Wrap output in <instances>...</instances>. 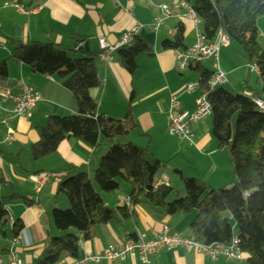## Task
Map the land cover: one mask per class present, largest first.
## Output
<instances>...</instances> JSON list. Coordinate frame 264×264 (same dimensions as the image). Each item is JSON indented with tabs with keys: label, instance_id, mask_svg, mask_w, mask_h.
I'll return each mask as SVG.
<instances>
[{
	"label": "crops",
	"instance_id": "obj_1",
	"mask_svg": "<svg viewBox=\"0 0 264 264\" xmlns=\"http://www.w3.org/2000/svg\"><path fill=\"white\" fill-rule=\"evenodd\" d=\"M11 1L23 13L13 8L4 9V5ZM116 2L113 3L111 0H0V64L7 63L8 70L5 89L17 92L19 86L23 84L41 100L31 119L10 120V116L0 115L9 121L13 140V143L6 147L3 143L5 133L0 129V200L5 205L8 221L12 224L19 221L23 226L15 246H11V241H0V256L5 260L4 264H6L4 254L9 249L21 261V264H38L48 239L61 236L53 228L50 217L53 211L67 210L68 207L58 195V184L60 178L64 176L63 172L69 167L85 168L91 178L100 159L103 158V148H108L102 146L99 148L103 149L102 151L99 149L94 151L81 141L67 140L59 145L52 157L38 163H33L29 157L24 156L29 148L38 142L36 128L43 127L51 116L75 115V109L71 95L62 89L57 78H42L31 74L30 70L23 65L9 62L11 43L23 46L31 43H49L56 49L72 53L75 59H83V54L88 53L97 56L95 65L100 86L90 91L89 97L97 106V115L110 122L122 121L130 105L137 129L129 137L124 138L123 146L131 144L147 149L160 163L172 164L174 172L181 176H184L183 171L179 170L183 167L177 165L175 159L182 158L184 166L187 164L191 171L193 167L197 168L193 162L196 160L195 162L205 165L208 170L206 180L205 175L198 181L212 190L225 188L235 182L229 158L217 150L209 136L206 124H199L192 128V144L188 147L187 141L175 140L167 136L166 116L171 98H178L182 110L192 113L200 94L198 91L190 96L184 95L185 86L197 82V78L194 75L188 76L189 71L175 75V52L163 51L161 46L164 42L172 40L176 27L180 25L184 31V47L187 50L192 48L196 39V29L193 24L184 19L185 12L177 10L176 19L165 21L162 29L151 32L146 28L152 25L153 19L159 17L160 13L150 8L146 0H116ZM161 2L164 5L174 3L170 4L169 0H161ZM137 27L143 29L138 30L135 38L146 43L151 52L136 59L137 71L130 77L121 67L116 53L108 50L100 51L98 41H104L109 49L114 48L125 35ZM257 32L258 46L264 52L259 43L261 40L264 41V17L257 22ZM83 44L87 45V52L83 51ZM218 69L225 76L226 83L232 85L239 68ZM250 95L246 93L245 97ZM167 141L171 146L161 145V142ZM202 150L208 154L206 157H203ZM196 151L200 152L199 156ZM40 175H45L48 179L40 193L36 194L31 178ZM211 179L214 181L211 182ZM122 185L124 184H120V189L115 196L99 195L104 207L113 210L121 207L118 200L127 199L130 195V189L124 185L129 189L127 191ZM158 186L170 188L171 180L160 172ZM170 189L173 191L172 188ZM139 192L136 190L137 194ZM13 195L27 200L30 203L29 206H25L23 201L9 200ZM173 197L172 195L168 201L171 202ZM132 213L133 219L121 223L120 226L110 223L93 228L90 231V240L82 242L79 248L77 261L65 259L61 262L74 264L86 256H100L109 247L123 246L129 236L151 237L153 234H159L163 227H166L171 234L190 238L188 227L194 216L192 220L187 221L188 227L183 231L180 230L184 215L188 217L190 214H179L172 218L162 217L151 213L143 206L134 208ZM7 228H10L9 222ZM102 264L142 263L135 255L124 262ZM148 264L238 263L224 259L213 262L203 255L178 249L170 253H161L151 258Z\"/></svg>",
	"mask_w": 264,
	"mask_h": 264
},
{
	"label": "trees",
	"instance_id": "obj_2",
	"mask_svg": "<svg viewBox=\"0 0 264 264\" xmlns=\"http://www.w3.org/2000/svg\"><path fill=\"white\" fill-rule=\"evenodd\" d=\"M199 22V33L207 45L215 44L221 34L229 47L248 66L257 70L263 84V95L251 94L249 98L232 97L222 88L207 89L212 73L201 64L190 66L196 76L199 94L205 96L211 107V136L217 150L224 152L234 175L232 189L212 190L194 179L179 177L184 197L177 196L169 202L173 191L158 186L159 173L165 164L160 163L147 149L134 145L122 146L118 140L136 132L130 105L122 121L110 122L97 115V106L89 97L98 89L95 60L97 56L83 54V59L71 60L67 52L53 45L31 43L10 44L9 62L27 67L31 74L42 78H57L61 87L73 99L75 115L49 117L45 125L36 128L38 142L29 148V157L38 163L52 157L64 141H81L91 150L107 146V155L100 159L97 169L89 178L85 168L69 167L60 178L58 194L68 204L64 212L53 211L51 224L61 236L49 238L38 264H59L65 259L77 261L78 242L89 241L93 228L110 223L120 226L133 219L132 211L121 206L109 209L103 206L99 194L111 195L119 191L120 184L130 189L128 200L132 210L143 206L151 213L172 218L179 214L194 213L188 230L190 239L206 246H226L233 238L245 264H264V112H259L255 102L264 105V52L258 46L257 22L264 17V0H180ZM184 31L177 26L171 41L162 44L163 51L184 52ZM151 52L139 38L131 45L117 50L121 67L130 76L137 71L136 59ZM8 81L7 63L0 64V88ZM136 190L140 192L137 194ZM9 200H27L13 195ZM5 205L0 200V241H14L23 231L17 221L8 226ZM134 236L127 242L135 241ZM5 251L4 256L7 254ZM1 257V256H0Z\"/></svg>",
	"mask_w": 264,
	"mask_h": 264
},
{
	"label": "built area",
	"instance_id": "obj_3",
	"mask_svg": "<svg viewBox=\"0 0 264 264\" xmlns=\"http://www.w3.org/2000/svg\"><path fill=\"white\" fill-rule=\"evenodd\" d=\"M117 3L116 0H111ZM149 7L157 10L160 16L153 19L150 27L146 28L151 32H156L163 27V23L170 19H176V11L181 10L185 12L187 21L191 22L196 29V39L193 48L184 52L175 53V69L178 74L188 72L190 66L196 64H203L210 62L214 72L207 84V89L213 91L217 88H222L226 85L225 76L218 69V53L221 48L229 46L228 40L221 34L217 35L215 44L207 45L200 38L199 22L193 13L180 1L169 0L174 2L171 5L162 4L161 0H146ZM13 8L19 13L23 11L14 3L8 2L4 5V9ZM143 28H135L134 31L125 35L122 40L114 47L109 49L104 41H98L100 51L108 50L116 52L117 50L127 47L136 37L138 30ZM250 72H256L255 68H250ZM199 91V84L195 82L188 84L184 88V95L190 96ZM249 98V97H246ZM41 100L37 95H34L30 89L21 84L17 92H11L5 88H0V115L10 116V120L14 119H31L38 103ZM255 107L259 112H264V105L261 102H255ZM211 116V107L207 102L205 96H199L196 101L194 111L186 113L182 110L181 103L178 98L173 97L170 100L169 109L166 116L167 136L175 140H185L192 144V128L198 126L203 121ZM0 129L4 131V144L10 145L13 140L8 137L10 131L9 121L0 116ZM47 176L40 175L31 178L35 186L36 194H39L43 186L46 184ZM120 206L132 211V207L128 199H119ZM12 222L9 221L10 228ZM16 240L11 242V246H15ZM82 246L81 239L78 242V247ZM182 249L187 253H196L207 257L209 260L215 262L218 259L236 262L241 264L244 262L243 256L239 250V242L233 238L226 246L210 245L206 246L201 242H195L190 238H183L175 234H171L166 227H163L159 234H153L151 237L147 235H140L135 241L126 242L123 246H114L105 249L100 256L84 257L80 262L74 264H102L113 262H124L127 259L133 258L137 255L142 264H148L149 260L161 253H170L175 250ZM6 264H21V261L12 253L11 249L6 252ZM2 257H0V264H4ZM59 264H63L60 262Z\"/></svg>",
	"mask_w": 264,
	"mask_h": 264
},
{
	"label": "rangeland",
	"instance_id": "obj_4",
	"mask_svg": "<svg viewBox=\"0 0 264 264\" xmlns=\"http://www.w3.org/2000/svg\"><path fill=\"white\" fill-rule=\"evenodd\" d=\"M170 4H171V2H170ZM259 43H260L262 49H264V41L261 40ZM194 45H195V41H194ZM262 52H263V50H262ZM67 57L69 59H71V60H75V58H74L75 56L72 53H67ZM202 66L207 71H209L210 73L214 72V70L212 68V64L210 62H205V63L202 64ZM237 67L239 68L238 69L239 71H238V74H237L233 84L229 85L228 83H226V85L223 87L224 91L227 92L232 97H239L240 99L245 97L246 93H250V94H252V93L255 94L256 93L257 95L262 97V95H263V85L260 83V81H259V79L257 77V73L256 72L255 73L254 72H250V67H248L242 61V59L237 55L235 47H232V46L229 47L228 46L227 48H221L219 50V53H218V68H220V70H224V69H228L229 70V69H233V68H237ZM251 68H253V67H251ZM174 74L175 75L178 74V72L176 71L175 67H174ZM188 76H192V74L188 73ZM200 124L201 125L202 124L203 125L206 124V126H207L206 128L209 130V133H210L209 136H210L212 142H214L213 139H212V136H211V118H208L207 120L203 121ZM10 133H11V131H9L8 137H10L12 139V136H11ZM4 138H5V136H4ZM168 140L169 141H173L171 139H168ZM118 142L122 146L125 145V139H120ZM193 143L195 145V141ZM214 144H215V142H214ZM5 145L7 147V144H5ZM161 145H167V147L171 146V144L168 141L166 143H162L161 142ZM188 146H189V143L187 144V147ZM215 146H216V144H215ZM103 149H104L103 157H105L107 155V153H108V148H103ZM103 149H99V150L102 151ZM193 150L195 151V148H193ZM160 151H162V148H160ZM202 151L204 153L203 157H206L208 154H205L204 150H202ZM220 152L222 153V155L225 154L222 151H220ZM199 153H200L199 151L198 152L196 151L197 155ZM24 156H26V158L29 157L28 153L24 154ZM24 156H23V158H24ZM195 161H193V162L197 166V168L193 167V171H191L189 169V167L187 166V164H185L186 166H184V163H183L184 161H183L182 158L175 159V163H177V165L179 164L181 167H183L182 169L180 168L181 170H179V171H181V172L183 171V175H184L183 177H185L186 179L198 180V179H200V177L204 178L206 173H208V170L206 169L205 165H202L201 163L195 162ZM174 170L175 169H173L172 164L167 163L165 165L164 169L161 171V173L166 175L171 180L170 188L173 189V196H176L178 194V196H177L178 199H182L184 197L183 185H182L179 177L175 174ZM231 172H232V175H233V171H231ZM207 177L208 176L206 175L205 176V180H206ZM210 181L213 182L214 180L211 179ZM122 187H125V186L122 185ZM232 187H233V185L230 184L225 189L226 190H230V189H232ZM92 188H93V190H94V192L96 194L100 195L98 189L96 188V186L94 184H92ZM125 188H126L127 191H129V189L127 187H125ZM115 194L116 193L111 194V195H102V194L101 195L103 197H105V196H115ZM58 195H59V198H61L62 200H64L67 203L66 199L62 195H60V194H58ZM67 206H68V204H67ZM67 209H68V207H67ZM60 211L64 212L66 210L63 209V210H60ZM194 215H195L194 213L190 214L188 217H187V215L186 216L184 215V219L182 220V224L183 225H180V227H181L180 230L181 231H183V229H186L188 227L187 221L190 220V219L192 220ZM241 264H245V263H241Z\"/></svg>",
	"mask_w": 264,
	"mask_h": 264
},
{
	"label": "water",
	"instance_id": "obj_5",
	"mask_svg": "<svg viewBox=\"0 0 264 264\" xmlns=\"http://www.w3.org/2000/svg\"><path fill=\"white\" fill-rule=\"evenodd\" d=\"M83 51L87 52V45L86 44H83Z\"/></svg>",
	"mask_w": 264,
	"mask_h": 264
}]
</instances>
